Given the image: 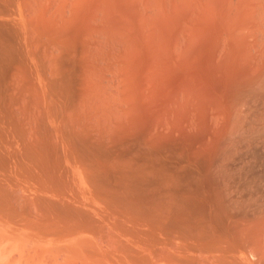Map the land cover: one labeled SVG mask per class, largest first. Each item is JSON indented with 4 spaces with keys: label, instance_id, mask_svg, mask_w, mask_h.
<instances>
[{
    "label": "bare ground",
    "instance_id": "1",
    "mask_svg": "<svg viewBox=\"0 0 264 264\" xmlns=\"http://www.w3.org/2000/svg\"><path fill=\"white\" fill-rule=\"evenodd\" d=\"M0 264H264V0H0Z\"/></svg>",
    "mask_w": 264,
    "mask_h": 264
}]
</instances>
